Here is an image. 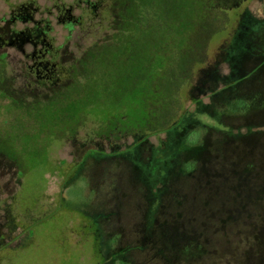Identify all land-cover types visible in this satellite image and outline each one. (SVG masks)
<instances>
[{
	"label": "rangeland",
	"instance_id": "rangeland-1",
	"mask_svg": "<svg viewBox=\"0 0 264 264\" xmlns=\"http://www.w3.org/2000/svg\"><path fill=\"white\" fill-rule=\"evenodd\" d=\"M0 39V264H264V0H0Z\"/></svg>",
	"mask_w": 264,
	"mask_h": 264
},
{
	"label": "trees",
	"instance_id": "trees-1",
	"mask_svg": "<svg viewBox=\"0 0 264 264\" xmlns=\"http://www.w3.org/2000/svg\"><path fill=\"white\" fill-rule=\"evenodd\" d=\"M26 10H24L25 12ZM69 24V23H68ZM71 24V23H70ZM48 26L39 27L38 25L32 29H24L21 31L22 35L25 39L37 42L39 40L44 41L47 40V32ZM70 27V26H69ZM70 29V28H69ZM15 35V33H14ZM17 39L16 36H11L7 40L13 41ZM1 40V39H0ZM3 40V38H2ZM1 40V41H2ZM6 40V41H7ZM9 42V41H8ZM36 58L35 62V73L40 75L39 77L42 78L44 81L49 83L56 82L60 79V76L64 73L63 67L57 63V50L53 47H50V43H44L43 46L39 50H35V54L33 55Z\"/></svg>",
	"mask_w": 264,
	"mask_h": 264
},
{
	"label": "flooded vegetation",
	"instance_id": "flooded-vegetation-1",
	"mask_svg": "<svg viewBox=\"0 0 264 264\" xmlns=\"http://www.w3.org/2000/svg\"><path fill=\"white\" fill-rule=\"evenodd\" d=\"M261 56H262L261 59L264 60V53H262ZM256 59H257L256 64L254 65V68H252V70H256V71L258 70V71H259V66H260V65H259V54H258L257 56H255V60H256ZM256 106L259 107V103H257ZM252 109H255V107H253ZM252 124H255V127H256V130H255L253 133H255V132H259V122L256 121V122L254 123V122L252 121ZM253 133H252V134H253ZM246 134L249 136V134H251V133L248 132V133H245L244 135L247 136Z\"/></svg>",
	"mask_w": 264,
	"mask_h": 264
}]
</instances>
